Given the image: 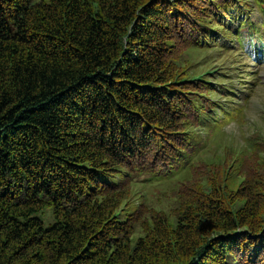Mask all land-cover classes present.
<instances>
[{
	"label": "trees",
	"instance_id": "trees-1",
	"mask_svg": "<svg viewBox=\"0 0 264 264\" xmlns=\"http://www.w3.org/2000/svg\"><path fill=\"white\" fill-rule=\"evenodd\" d=\"M262 67L264 0H0V264H264V139L200 133Z\"/></svg>",
	"mask_w": 264,
	"mask_h": 264
},
{
	"label": "clouds",
	"instance_id": "clouds-1",
	"mask_svg": "<svg viewBox=\"0 0 264 264\" xmlns=\"http://www.w3.org/2000/svg\"><path fill=\"white\" fill-rule=\"evenodd\" d=\"M243 111L242 120L230 117L222 123L221 129L226 138L238 139L246 144L248 137L257 133L264 135V84L251 96Z\"/></svg>",
	"mask_w": 264,
	"mask_h": 264
},
{
	"label": "rangeland",
	"instance_id": "rangeland-1",
	"mask_svg": "<svg viewBox=\"0 0 264 264\" xmlns=\"http://www.w3.org/2000/svg\"><path fill=\"white\" fill-rule=\"evenodd\" d=\"M196 53H192V54H189L190 58L192 59V61L194 62H197L199 61L204 55H195ZM217 64H220V63H217ZM220 66V65H218ZM212 70L208 71V72H211ZM254 71H256V74H257V81L255 82V87H253V91L251 92V96L255 95V93L260 89L261 85L264 84V67L262 68H254ZM233 75V73H231ZM235 80V79H234ZM249 87V86H248ZM250 96V98H251ZM250 102V99L249 101L245 102L244 104V108L245 106ZM243 108V109H244ZM244 117V111H243V114L241 115V118L240 119H237V120H242ZM202 133V138H205L207 140V142L210 144L211 147H218V146H221L222 144H229V145H234V146H237L239 149H247L248 145L250 143H248V139L250 138H258V137H261L264 139V135H260L259 133L255 134V135H252L250 137L247 138V141H246V144H242L240 140L238 139H228L226 138L223 133H222V129H220L219 132H217L216 134H212L210 132H200ZM165 187H169L168 184H163V183H153L151 184V188L148 190V193L149 195H155L159 192H167V189ZM47 220L45 218V225H47Z\"/></svg>",
	"mask_w": 264,
	"mask_h": 264
}]
</instances>
